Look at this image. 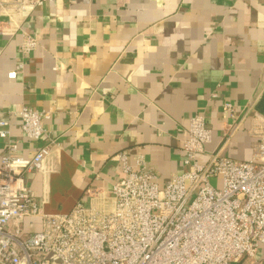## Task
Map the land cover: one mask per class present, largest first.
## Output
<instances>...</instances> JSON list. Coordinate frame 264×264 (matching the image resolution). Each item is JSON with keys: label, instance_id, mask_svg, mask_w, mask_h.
Returning a JSON list of instances; mask_svg holds the SVG:
<instances>
[{"label": "crops", "instance_id": "0c3cea01", "mask_svg": "<svg viewBox=\"0 0 264 264\" xmlns=\"http://www.w3.org/2000/svg\"><path fill=\"white\" fill-rule=\"evenodd\" d=\"M22 28L40 43L23 58L21 34L0 33V118L12 122L21 156L51 148V172L27 176L46 214L89 204V192L110 195L122 176L120 154L131 165L143 156L160 185L185 172L195 114L213 135L201 162L221 146L227 158L251 159L252 128L264 120V0H54ZM24 107L51 112L39 141L21 132L15 114ZM7 143L0 139V161ZM24 228L43 224L27 219Z\"/></svg>", "mask_w": 264, "mask_h": 264}, {"label": "built area", "instance_id": "2783aa9c", "mask_svg": "<svg viewBox=\"0 0 264 264\" xmlns=\"http://www.w3.org/2000/svg\"><path fill=\"white\" fill-rule=\"evenodd\" d=\"M53 2L0 0V33L21 34L23 58L40 43L23 23ZM23 67L18 63L9 79ZM225 107L233 113L232 104ZM15 117L23 136L39 141L51 112L24 107ZM11 125L0 118V139L8 140L0 161V264H237L243 258L257 264L264 245V120L252 128L258 142L249 161L225 157L221 146L201 162L213 135L205 117L195 114L183 142L185 172L160 185L143 156L131 165L120 154L122 176L110 195L89 192V204L61 214H46L27 184L28 175L51 172V148L21 156ZM27 219H41L43 228L27 232Z\"/></svg>", "mask_w": 264, "mask_h": 264}]
</instances>
